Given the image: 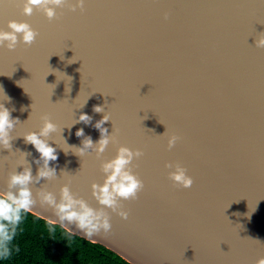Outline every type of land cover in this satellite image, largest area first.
I'll return each mask as SVG.
<instances>
[{
	"label": "water",
	"instance_id": "95a60500",
	"mask_svg": "<svg viewBox=\"0 0 264 264\" xmlns=\"http://www.w3.org/2000/svg\"><path fill=\"white\" fill-rule=\"evenodd\" d=\"M22 7L0 0V29L15 19L39 32L31 45L0 46V103L19 120L11 150L0 146V189L21 164L36 175L39 153L23 135L39 131L47 113L58 125L48 138L57 177L31 184L33 195L44 188L59 198L71 181V191L98 208L91 184L103 182L101 162L120 145L144 153L133 171L145 187L122 201L128 219L107 209L111 230L88 240L132 264H255L264 256V48L255 46L264 0H85L83 11L57 8L52 21ZM95 105L109 115L104 127L116 141L99 157H79L78 129L100 138L94 125L104 113ZM81 113L91 122L75 123ZM171 133L181 139L169 150ZM177 161L191 188L168 178L174 169L165 163ZM32 212L56 219L39 202Z\"/></svg>",
	"mask_w": 264,
	"mask_h": 264
},
{
	"label": "clouds",
	"instance_id": "9594fccd",
	"mask_svg": "<svg viewBox=\"0 0 264 264\" xmlns=\"http://www.w3.org/2000/svg\"><path fill=\"white\" fill-rule=\"evenodd\" d=\"M65 4H68L72 11H76L77 8L83 11L85 0H75L74 4L68 3V0H23L22 12L25 16H31L34 9L42 11L48 20L52 21L57 18L56 9L65 6ZM164 16L167 19L168 13H165ZM7 28L9 30L0 29V46L6 47L8 50H15L17 44L21 42L24 45H31L39 35L38 30L27 21L10 19L7 22ZM255 46L264 48V32H261L255 39ZM7 99L10 98L7 97ZM93 111L104 113L94 125L100 132V138L94 143L91 136H86L82 128L78 129L76 136L83 137V140L81 146H75L74 153L79 157L84 156L89 150L95 152L99 157L110 141H116L115 135L109 134L108 129L104 127V124L110 120L104 107L95 105ZM41 120L42 125L39 131H27L23 135L25 142L33 145L39 153V158L35 160L39 166L36 175L33 176L31 165L28 162L27 166L21 164L24 166L22 171L10 170L7 174L6 187L0 189V260L10 256V244L15 237L17 227L22 222L24 214L32 212L38 202L41 206L47 205L53 211L56 219L48 220L50 226L59 223L71 232L72 229L69 225H75L86 239H93L101 232L107 233L112 228L107 209H111L122 219L127 220L129 212L122 207V201L138 199V194L145 187L144 181L133 171V168L137 166L133 161L139 160L144 155L143 151L139 148L133 149L120 145L114 157L103 160L100 164V169L104 173L103 182L93 181L91 184L92 196L100 207L94 208L83 197L71 191L69 187L71 181L60 186L59 198L44 188L38 189L33 195L31 184L39 182L41 178L49 180L57 177L56 168L49 166L50 161L58 159L57 150L48 142V138L51 133L57 131L58 125L50 119L47 113L41 116ZM91 120V116L81 113L75 123L88 124ZM18 121V118H13L11 111L3 103H0V146L3 148L11 150V140L13 139L11 131ZM62 130H60V134ZM166 133L167 129L163 135ZM180 139L176 133L168 134L167 148L169 150L174 148ZM26 155L28 153H24L25 161ZM165 167L174 169L168 172V178L175 187L191 188L194 182L193 178L187 174V169L180 162H166ZM249 238L260 243L259 239ZM255 264H264V256L258 258Z\"/></svg>",
	"mask_w": 264,
	"mask_h": 264
},
{
	"label": "trees",
	"instance_id": "16d2710c",
	"mask_svg": "<svg viewBox=\"0 0 264 264\" xmlns=\"http://www.w3.org/2000/svg\"><path fill=\"white\" fill-rule=\"evenodd\" d=\"M0 264H132L110 248L25 213Z\"/></svg>",
	"mask_w": 264,
	"mask_h": 264
}]
</instances>
